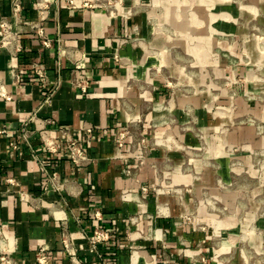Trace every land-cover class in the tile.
<instances>
[{
	"label": "crops",
	"instance_id": "0c3cea01",
	"mask_svg": "<svg viewBox=\"0 0 264 264\" xmlns=\"http://www.w3.org/2000/svg\"><path fill=\"white\" fill-rule=\"evenodd\" d=\"M14 1L0 0V25L6 20L11 33V43L0 45V264L2 258L37 264L41 250L50 264H72L63 233L85 264H260L256 242L264 239V223L257 214L246 230L258 235L225 236L244 230L226 207L232 198L229 141L245 137L241 127H227L224 97L220 117L210 112V28L203 47L186 37L182 54L194 63L203 57L207 73L196 79L194 67L175 65L180 51L166 55L164 39L152 30L160 0H124L116 17L70 9L68 0H20L22 12L13 17ZM39 3L47 7L45 17ZM40 65L57 87L49 104L34 74ZM74 70L87 77L86 94L75 87ZM165 70L179 77L180 90L172 91ZM215 84L226 93L222 81ZM46 120L58 143L53 154L38 134L30 144L22 138L25 126L34 130ZM59 128L81 142L89 157L84 167L72 162ZM41 164L57 174L48 191ZM246 208L239 198L235 215ZM96 227L109 233L99 245L102 258L89 250Z\"/></svg>",
	"mask_w": 264,
	"mask_h": 264
},
{
	"label": "rangeland",
	"instance_id": "374dc122",
	"mask_svg": "<svg viewBox=\"0 0 264 264\" xmlns=\"http://www.w3.org/2000/svg\"><path fill=\"white\" fill-rule=\"evenodd\" d=\"M160 1V6L152 9V30L164 39V46L168 48L165 50L166 55L173 53L172 48H176L175 52L180 51L175 65L180 69L183 66L194 67L196 79H203L206 73H203V65L200 64L203 63V57L197 55L194 63L182 54L190 42L186 37L192 35L196 47L199 44L203 47V33L208 34L210 28L213 98L210 112L213 117H220L219 96L224 97L227 104H223L222 108L229 114L227 127H241L242 137H245L239 142L240 136H237L238 140L234 142L235 135L230 134V181L227 187L232 198L226 207V212L233 215L238 227H244V230H229L225 236L230 240L240 234L248 238L258 235L259 231H247L246 228L251 226L253 219H257V215V222L264 223V0ZM164 72L167 74V70ZM178 78L167 74L168 85L174 92L181 89L177 85ZM219 81L224 83L222 90L226 93H220V87L215 84ZM251 129L255 133L253 139L246 136ZM236 191L238 197H234ZM239 198L247 206L244 215L241 210L235 215ZM256 244L260 247L259 254L264 258V239ZM260 264H264L263 259Z\"/></svg>",
	"mask_w": 264,
	"mask_h": 264
},
{
	"label": "built area",
	"instance_id": "2783aa9c",
	"mask_svg": "<svg viewBox=\"0 0 264 264\" xmlns=\"http://www.w3.org/2000/svg\"><path fill=\"white\" fill-rule=\"evenodd\" d=\"M68 7L74 10H101L105 11L112 17H116L122 15V9L124 6V0H68ZM13 17H17L22 12V4L20 0H15L13 2ZM39 10L43 17H45L47 13V7L43 3H39ZM1 40L0 45L7 46L11 43V33H10V25L6 20L1 22ZM37 29V34L42 40V44L45 47L51 46V41L45 36L44 30L42 27H35ZM21 52V47L16 49L15 53ZM14 54V53H13ZM34 74L39 79L42 88L46 91V97L44 103L49 104L53 98L54 92L57 87H51L49 77L45 71L43 66H37L34 68ZM73 83L77 89H79L82 93L86 94L89 88V81L87 77L83 74H80L77 70H74L73 75ZM35 118V117H34ZM33 120V118L31 119ZM52 124L51 120L42 121L39 126H36L34 130H30L28 126H25L22 129V138L26 142V144H30V139L34 134H38L42 144L47 153L53 154L58 150L57 141L52 138L47 133L46 125ZM58 131L65 139V143L67 146V150L70 154V158L75 166L81 168L84 167L88 161L89 157L85 153L82 148L81 142L75 138V136L65 128H59ZM85 136L89 138L93 134V128L90 125L85 126ZM119 144L122 145V142L119 141ZM15 147V145H13ZM42 168L48 178V181L45 185V190L48 191L49 185L54 183L57 180V174L50 175L47 167L41 164ZM109 240V233L103 230L101 227H96L92 238L90 239V252L94 255L102 258V254L99 250V245L105 241ZM62 246L64 251L70 257L72 264H85L78 255L77 250L73 247L72 242L67 233H63L62 235ZM3 264H10L9 260L2 258ZM37 264H50V256L45 250H41L37 256Z\"/></svg>",
	"mask_w": 264,
	"mask_h": 264
}]
</instances>
